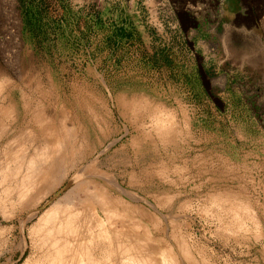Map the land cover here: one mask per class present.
Here are the masks:
<instances>
[{
    "label": "rangeland",
    "instance_id": "obj_1",
    "mask_svg": "<svg viewBox=\"0 0 264 264\" xmlns=\"http://www.w3.org/2000/svg\"><path fill=\"white\" fill-rule=\"evenodd\" d=\"M77 254L264 264V0H0V264Z\"/></svg>",
    "mask_w": 264,
    "mask_h": 264
},
{
    "label": "bare ground",
    "instance_id": "obj_2",
    "mask_svg": "<svg viewBox=\"0 0 264 264\" xmlns=\"http://www.w3.org/2000/svg\"><path fill=\"white\" fill-rule=\"evenodd\" d=\"M53 145H54V144H53ZM58 145H59V144H58ZM60 145H61V144H60ZM54 147H55V146H54ZM54 147H53V148H54ZM59 147H60V146H59ZM54 150H55V149H54ZM58 150H59V148H58ZM55 151H56V150H55ZM56 152H57V151H56ZM39 169L41 170V168H39ZM47 170H48V169H47ZM63 171H64V169H63ZM40 172H41V171H40ZM59 173H60V172H59ZM61 173H62V172H61ZM37 174H39V172H38ZM64 174H65V173H64ZM47 176H48V175H47ZM57 176H58V175H57ZM60 176H62V174H61ZM62 177H63V176H62ZM43 178H44V177H43ZM44 179H45V178H44ZM44 179H43V180H44ZM41 180H42V178H41ZM53 180H54V179H53ZM57 180H58V179H57ZM54 181L56 182V180H54ZM58 182H59V181H57V183H58ZM60 182H61V181H60ZM45 183H46V181H45ZM38 184H40V183H37L36 186H39ZM47 184H48V183H47ZM53 184H54V183H53ZM23 185H24V184H23ZM23 185H22V186H23ZM44 185H45V184H44ZM54 185H55V184H54ZM51 186H52V185H51ZM55 186H56V185H55ZM16 187H17V186H16ZM16 187H15V188H16ZM33 187H34V185H33V186H30V185H29L28 188L31 190ZM47 187H48V185H47ZM18 188H19V187H18ZM34 188H35V190L37 191V187H34ZM49 188H50V187H49ZM54 188H55V187H54ZM54 188H53V186H52L51 189H54ZM22 189L24 190V188H22ZM22 189H20V191L18 192L19 194L21 193ZM29 189H28V190H29ZM51 189H49V190L51 191ZM55 189H56V188H55ZM14 190H15V189H14ZM32 190L34 191V189H32ZM46 190H47V189H46ZM24 191H25V190H24ZM26 191H27V190H26ZM13 193H14V192H13ZM38 193H39V192H38ZM44 193H46V192H44ZM49 193H50V192H49ZM19 194H18V195H19ZM24 194H25V193H24ZM24 194H23V195H24ZM46 194H47V193H46ZM32 195H33V194H32ZM10 196H11V195H10ZM37 196H38V195H37ZM40 196H42V195H40ZM45 196H46V195H45ZM20 197H21V196H20ZM23 198H24V197H23ZM18 200H19V199H18ZM41 200H42V199H41ZM21 201H22V200H21ZM36 202H37V201H36ZM84 202H85V201H84ZM23 203H24V202H23ZM65 203H66V202H65ZM2 204H3V203H2ZM32 204H33V203H32ZM38 204H39V203H38ZM63 204H64V203H63ZM24 205H25V204H24ZM1 206H2V205H1ZM21 206H22V205H21ZM66 206H67V204H66ZM68 206H69V205H68ZM34 207H35V205H34ZM58 207H59V206H58ZM60 207L62 208L63 206H60ZM60 207H59V209H61ZM69 207H70V206H69ZM37 208H38V207H37ZM56 208H57V207H56ZM21 209H22V208H21ZM57 209H58V208H57ZM62 209H63V208H62ZM68 209L70 210V208H68ZM35 210H36V209H35ZM87 210H89V209H87ZM49 211H50V210H49ZM60 212H61V211H60ZM60 212H58V210H57V212H55L54 214H51V213L49 212V214L44 215V216L41 218V220H40V221H42V226H41L40 224H39L40 227L37 226L38 224L36 225V226H37V228H36V229H37V233H35V235L38 234V235H36V236L39 237V235H40V237L43 238V236L45 237V234H47V236H49V234H51V232L54 231V230H53L54 228H55V230H56V229H57V228H56L57 225H59V224H57V223H59V221H61V219H60V220L57 222V220L61 217V216H60V215H61ZM66 212H68V211H66ZM85 212H86V211H85ZM47 213H48V212H47ZM62 213H65V210H64V212H63V210H62ZM109 213H110V212H109ZM65 214H66V213H65ZM65 214H63L64 216H62L63 219H64V217H65ZM106 214H107V213H106ZM31 215H32V214H31ZM33 215H34V213H33ZM33 215H32V216H33ZM59 216H60V217H59ZM73 216H74V215H73ZM108 216H109V215H108ZM33 217H34V216H33ZM94 218H95V217H94ZM65 219H66V218H65ZM66 220H67V219H66ZM70 220H71V219H70ZM62 221H63V220H62ZM72 221H73V219H72ZM72 221H71V222H72ZM67 222H68V224H71L70 221H66L65 223L67 224ZM69 222H70V223H69ZM61 223H63V222H61ZM61 223H60V224H61ZM24 224H25V223H24ZM56 224H57V225H56ZM68 224H67V225H68ZM101 225H102V223H101ZM55 226H56V227H55ZM60 226H62V225H60ZM68 226H69V225H68ZM72 226H73V224H72ZM86 226H87V225H86ZM38 227H39V228H38ZM66 227H67V226H66ZM69 227H70V226H69ZM75 227H76V226H75ZM58 228H59V227H58ZM60 228H61V227H60ZM63 228H64V227L62 226V229H63ZM73 228H74V226H73ZM77 228H78V227H77ZM32 229H33V228H32ZM64 229H65V228H64ZM64 229H63V231H66V229H65V230H64ZM52 230H53V231H52ZM74 230H75V229H74ZM76 230H77V229H76ZM78 230H79V229H78ZM31 231H32V230H31ZM34 231H36V230H34ZM61 231H62V230H60V229H57V230H56L57 233L59 232L58 234H60ZM63 231L61 232V234L63 233L64 235H65V234L67 235V232L65 233V232H63ZM68 231L71 232V229L68 230ZM56 232H53L52 235H53V234H56ZM70 232H69V233H70ZM32 233H33V232H32ZM89 233H90V232H89ZM58 234H56V235H58ZM61 234H60V235H61ZM70 234H71V236H73V237L76 236V235L74 234V231H73L72 233H70ZM72 234H74V235H72ZM56 235H55V237H57ZM64 235H62V236H64ZM118 235H120V233H119ZM58 236H59V235H58ZM80 236H81V235H80ZM30 237H31V236H30ZM52 237H53V236H52ZM55 237H54V238H55ZM73 237H72V239H73ZM77 237H78V236H77ZM94 237H95V236H94ZM45 238H46V237H45ZM60 238L62 239V241H61V239H60V241H61L62 243H63V242L66 243V241H63V238H64V237H63V238L60 237ZM65 238H66V236H65ZM68 238H69V237H68ZM74 238H75V237H74ZM115 238L118 239L117 236H116ZM31 239H32V238H31ZM55 239H56V238H55ZM55 239H53V240H55ZM58 239H59V238H58ZM58 239H57V240H58ZM66 239H67V238H66ZM70 239H71V238H70ZM37 240H38V239H37ZM37 240H36V241H37ZM40 240H41V239L39 238L38 243H40ZM47 240H48V238L45 239V240L43 239L42 243H43L44 241L49 242V241H47ZM50 240H51V236H50ZM53 240H51V243L53 242ZM64 240H65V239H64ZM78 240H79V239H78ZM78 240H77L76 242H78ZM58 241H59V240H58ZM58 241L55 240V241L52 243L53 245H52V246L50 245V247H53V246H54V247H57L56 249H58V251H56V252L54 251L56 254H59V253H58V252H60L59 249H62V247L60 248V245H59ZM60 241H59V242H60ZM46 242H44V243H46ZM61 242H60V243H61ZM76 242H75V243H76ZM115 242H116V241H115ZM118 242H121V241H118ZM62 243H61V245H62ZM80 243H81V242L78 243V244H79V248H80V245H81ZM83 243H84V242H83ZM71 244H73V242H72ZM78 244H77V245H78ZM45 245H46V244H45ZM56 245H57V246H56ZM67 245H69V244H67ZM75 245H76V244H75ZM48 246H49V245H48ZM58 246H59V248H58ZM63 246H64V245H63ZM95 246H96V245H95ZM64 247H65V246H64ZM75 247H76V246H75ZM81 247H82V246H81ZM66 248L69 249L70 246H67ZM66 248H65V249H66ZM72 248H73V247H72ZM72 248L69 249V250H70L69 254H68V253H65L67 249H66V250L64 249V250H65V252L63 251L64 254H62V253H61L62 251H61L60 254H59L58 256H60V255L62 254V255H64V257H65V256H68V257H69ZM77 248H78V247H77ZM51 249H53V248H51ZM51 249H50V250H51ZM74 249H76V248H74ZM62 250H63V249H62ZM76 250H77V249H76ZM76 250H74V251H76ZM79 250H80V249H78L77 251H79ZM82 250H83V249H82ZM67 251H68V250H67ZM77 251H76L75 253H74V252H73V253L76 254ZM80 251H81V250H80ZM49 252H50V251H49ZM44 253H45V252H44ZM46 253H47V251H46ZM46 253H45V254H46ZM51 253H52V252H51ZM65 254H66V255H65ZM67 254H68V255H67ZM82 254H83V253H82ZM41 255H42V253H41ZM46 255H47V254H46ZM71 255H72V253H71ZM77 255H78V254H77ZM79 255H80V252H79ZM79 255H78V258H79ZM84 255L86 256V253H84ZM84 255H83V256H84ZM43 256H44V255H43ZM43 256H42V257H43ZM83 256H82V257H83ZM47 257H48V256H47ZM49 257H51V256H49ZM62 257H63V256H61V258H62ZM68 257H65L64 259H61V260L65 261L66 258H68ZM73 257H75V256H73ZM43 258H44V257H43ZM43 258H42V259H43ZM69 258H70V257H69ZM78 258H77V259H78ZM47 259H48V258H47ZM55 259H56V258H55ZM55 259H53V260H55ZM58 259H59V260H58ZM74 259H75V258H74ZM77 259H75V261H76ZM80 259H81V258H79L78 260H79L80 264H82V261H81ZM56 260L61 261L60 258H57ZM56 260H55V261H56ZM70 260H71V259H70ZM82 260H83V259H82ZM84 260H85V259H84ZM43 261H44V260H43ZM46 261H47V260H46ZM66 261H68V259H67ZM75 261L73 262L74 264H75L76 262H78V261H76V262H75ZM94 261H95V260H94ZM94 261H93V262H94ZM61 262H62V261H61ZM68 262H70V261H68ZM79 262H78V264H79ZM26 263H27V262H26ZM51 263H52V261H51ZM57 263H60V262H57ZM64 263H65V262H64ZM66 263H67V262H66ZM66 263H65V264H66ZM85 263H87V262H85ZM85 263H84V264H85ZM95 263H97V262H95ZM29 264H30V263H29ZM52 264H55V263H52ZM62 264H63V262H62ZM67 264H69V263H67ZM71 264H72V263H71ZM76 264H77V263H76Z\"/></svg>",
    "mask_w": 264,
    "mask_h": 264
}]
</instances>
